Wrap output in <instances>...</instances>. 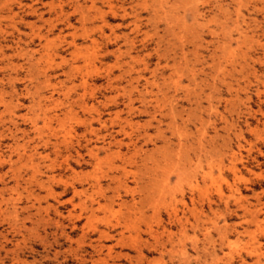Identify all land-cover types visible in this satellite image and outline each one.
I'll list each match as a JSON object with an SVG mask.
<instances>
[{
  "label": "rangeland",
  "instance_id": "1",
  "mask_svg": "<svg viewBox=\"0 0 264 264\" xmlns=\"http://www.w3.org/2000/svg\"><path fill=\"white\" fill-rule=\"evenodd\" d=\"M103 262L264 264V0H0V264Z\"/></svg>",
  "mask_w": 264,
  "mask_h": 264
},
{
  "label": "bare ground",
  "instance_id": "2",
  "mask_svg": "<svg viewBox=\"0 0 264 264\" xmlns=\"http://www.w3.org/2000/svg\"><path fill=\"white\" fill-rule=\"evenodd\" d=\"M36 154V153H35ZM30 158H31V156H29ZM32 160V159H31ZM234 170V169H233ZM61 177V176H60ZM208 178V177H207ZM49 179V178H48ZM259 223V222H258ZM107 237V236H106ZM137 255V254H136ZM102 260H103V258H102ZM105 260V259H104ZM100 261V260H99ZM101 262V261H100ZM103 264H106V263H104L103 262Z\"/></svg>",
  "mask_w": 264,
  "mask_h": 264
}]
</instances>
